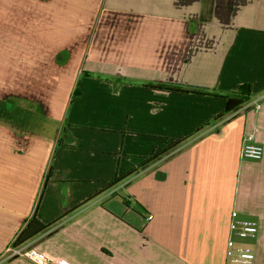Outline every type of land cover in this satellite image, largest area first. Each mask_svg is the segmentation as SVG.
<instances>
[{
  "label": "crops",
  "instance_id": "1",
  "mask_svg": "<svg viewBox=\"0 0 264 264\" xmlns=\"http://www.w3.org/2000/svg\"><path fill=\"white\" fill-rule=\"evenodd\" d=\"M246 83L223 115L212 92ZM249 132L264 148V0H0V264H32L8 250L34 217L21 246L64 264H231L234 211L264 264Z\"/></svg>",
  "mask_w": 264,
  "mask_h": 264
},
{
  "label": "built area",
  "instance_id": "2",
  "mask_svg": "<svg viewBox=\"0 0 264 264\" xmlns=\"http://www.w3.org/2000/svg\"><path fill=\"white\" fill-rule=\"evenodd\" d=\"M260 109V105L257 106ZM264 148L258 144L255 135L249 132L245 135L242 147V156L246 159L260 161L263 159ZM152 215L148 217L149 220ZM259 233V225L253 220L239 219L238 212L232 213L230 223V238L227 242L226 257L231 264H254L256 259L255 251L250 247H241L236 243V239L254 238ZM11 255H20L27 258L32 264H64L60 261H53L45 253L36 248H23L20 246H12L9 248Z\"/></svg>",
  "mask_w": 264,
  "mask_h": 264
},
{
  "label": "trees",
  "instance_id": "3",
  "mask_svg": "<svg viewBox=\"0 0 264 264\" xmlns=\"http://www.w3.org/2000/svg\"><path fill=\"white\" fill-rule=\"evenodd\" d=\"M151 88L168 89V90L182 92V93H194L197 95L208 94V92L206 90L200 89V88H186V87L170 88L168 86H164V87L151 86ZM252 90H253L252 85L250 83H246V84L239 85L237 87V90L233 93L221 95L219 93L212 92V95L227 101L225 111L223 112V115H225L227 113L234 111L239 106H241L245 102H247L251 96ZM180 142H182V141L181 140L177 141V143H180ZM174 145H176V144H174ZM161 153H164V152H161ZM161 153H155V154L151 155L149 158H147V160L144 163H148V162L156 159ZM132 172H129L128 174H126L124 176L116 177L110 183V186L116 185L117 183L122 181L124 178H126L128 175L132 174ZM35 224H37V225H35ZM46 228H47V225L42 224L41 222H39L36 219V217H34L28 223V225L23 229V231L20 233V235L18 236L14 246H20V245L28 242L35 235H37L38 233H40L41 231H43Z\"/></svg>",
  "mask_w": 264,
  "mask_h": 264
},
{
  "label": "rangeland",
  "instance_id": "4",
  "mask_svg": "<svg viewBox=\"0 0 264 264\" xmlns=\"http://www.w3.org/2000/svg\"><path fill=\"white\" fill-rule=\"evenodd\" d=\"M237 240V239H236ZM242 241V243H238L237 242V245L238 246H241V247H248L249 245H247L249 242H247V241H250V239H243V240H241ZM247 242V243H246ZM246 243V244H245Z\"/></svg>",
  "mask_w": 264,
  "mask_h": 264
}]
</instances>
